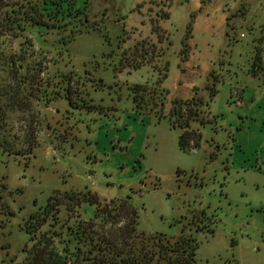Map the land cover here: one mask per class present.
<instances>
[{
	"label": "rangeland",
	"instance_id": "374dc122",
	"mask_svg": "<svg viewBox=\"0 0 264 264\" xmlns=\"http://www.w3.org/2000/svg\"><path fill=\"white\" fill-rule=\"evenodd\" d=\"M77 1L60 21L43 0H0V264H21L24 223L55 191L129 197L138 231L190 236L195 264H264V0ZM123 52L151 58L133 68ZM241 88L253 99L230 104ZM174 100H193L196 147L178 146ZM94 208L75 206L71 222Z\"/></svg>",
	"mask_w": 264,
	"mask_h": 264
},
{
	"label": "trees",
	"instance_id": "16d2710c",
	"mask_svg": "<svg viewBox=\"0 0 264 264\" xmlns=\"http://www.w3.org/2000/svg\"><path fill=\"white\" fill-rule=\"evenodd\" d=\"M77 2V0H43L42 6L45 7L42 8V11L45 12L44 16L51 20L74 19L77 17L75 13ZM157 17L158 20H165L169 18V13L157 15ZM158 20H151L152 30L157 37L160 35ZM258 42L261 43V40ZM135 48L134 46L131 53L135 51ZM128 52H123L125 65L137 68L143 64H149L150 56L145 58L146 54L139 53V58L128 59ZM261 52L262 49L256 47L252 65L248 71L252 77H256L257 71L261 70ZM162 55V50H159L158 53H155L154 58H160ZM164 77L165 74L161 76V79ZM145 88L142 85L132 87V101L136 108H142ZM216 94L217 90L213 85L209 90V100ZM191 101L193 100H174L170 111L172 127H178L182 131L178 137V146L181 150H185L190 143L193 147L198 146L201 138L199 129H193L190 123L192 120L190 106L193 104L190 103ZM159 103L162 104V102ZM204 104L208 106L207 102ZM181 109L186 112L185 117L179 116L183 118V125L174 124V121H178L176 115ZM31 135L32 133L28 132V148L35 144V141L32 142ZM82 203L95 205L92 216L86 221L71 222L73 208ZM61 208L66 212V217L63 219L59 217ZM138 218L139 212L131 204L129 197L100 203L96 195L90 192L82 194L72 191H55L49 196L46 204L24 223L28 243L23 248L25 256L21 264L196 263L197 243L194 239L184 234L172 241L160 234L146 236L137 229Z\"/></svg>",
	"mask_w": 264,
	"mask_h": 264
},
{
	"label": "crops",
	"instance_id": "0c3cea01",
	"mask_svg": "<svg viewBox=\"0 0 264 264\" xmlns=\"http://www.w3.org/2000/svg\"><path fill=\"white\" fill-rule=\"evenodd\" d=\"M247 94L249 95V100L251 101L253 99L254 94L253 93L251 94L250 90H248L246 88L238 89V90H236L233 93L229 92L228 101H229L230 104L241 106V104H242L241 100L243 98H245L247 96ZM237 127H239V126H237ZM235 142L238 143L237 140H235ZM256 160L257 161L259 160V162H258L259 163V166H258L259 168L258 169H260L261 166L264 167V160H263V156L262 155H259V157H257Z\"/></svg>",
	"mask_w": 264,
	"mask_h": 264
}]
</instances>
